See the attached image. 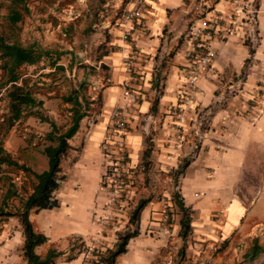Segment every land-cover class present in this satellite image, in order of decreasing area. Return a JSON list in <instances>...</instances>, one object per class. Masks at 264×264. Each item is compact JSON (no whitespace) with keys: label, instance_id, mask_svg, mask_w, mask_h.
Listing matches in <instances>:
<instances>
[{"label":"crops","instance_id":"obj_1","mask_svg":"<svg viewBox=\"0 0 264 264\" xmlns=\"http://www.w3.org/2000/svg\"><path fill=\"white\" fill-rule=\"evenodd\" d=\"M12 1L4 5L0 0V22L12 31L5 40L43 53L19 69L45 63L40 71L54 72L62 66L75 84L88 85L86 109L81 108L86 114L60 162L66 178L53 193L59 206L29 213L33 228L48 237L37 253L60 251L53 264L84 262L78 239L97 237L101 180L112 160L102 142L110 110L119 105L126 119L128 160L135 168L130 200L136 204L147 195L148 202L136 223L139 234L115 264H153L157 248L166 243L172 251L185 249L183 264H264V0H248L253 20L236 15L231 0H148L145 26L121 20L132 0H36L14 24L8 19ZM214 15L230 34L213 35L212 61L192 86L186 34ZM27 75L19 71V82L27 84ZM4 78L0 68V84ZM73 92L69 95L79 97L78 90ZM49 130L39 126V146L18 141L17 151L9 143L12 129L0 145L18 163L42 172L48 168L42 149ZM15 171L0 169V213L20 211L32 191L19 185ZM4 175L9 186L1 184ZM9 190L13 194L7 197ZM175 193L191 210L192 228L185 239L178 233L181 211L172 201ZM173 206L176 223L169 237L163 217ZM134 227L126 221L125 228ZM119 230V223L107 227L102 244L112 247ZM22 244L18 217L0 215V264H24ZM254 244L261 251L253 257ZM101 248L104 253L109 249Z\"/></svg>","mask_w":264,"mask_h":264},{"label":"trees","instance_id":"obj_2","mask_svg":"<svg viewBox=\"0 0 264 264\" xmlns=\"http://www.w3.org/2000/svg\"><path fill=\"white\" fill-rule=\"evenodd\" d=\"M26 0H13L12 9L8 19L11 23H16L21 19V11L28 12ZM2 4L0 2V8ZM253 50H249L252 54ZM42 51L35 47H22L15 43L5 40L0 34V68L5 78L1 82V88L7 86L5 95L8 99V112L3 118V122L8 128L12 127L23 115L25 109L33 108L40 105L41 101L34 98L32 93L26 87L25 81L19 82V67L22 64H33L41 58ZM57 69H63L58 66ZM65 102L71 103L70 123L65 130H61L54 122L50 121V130L45 135L46 144L42 149V153L47 157L48 168L42 172H36L25 164L18 163L9 153L0 145V169L2 165L13 166L19 170L26 171L33 178L32 191L22 201V209L17 212H2L0 215L17 216L22 228L23 244L22 255L24 264H53L55 259L61 254L60 251L49 249L44 256H40L36 248L44 244L48 237L36 231L29 219L31 209H52L59 206V201L54 197V191L60 188L65 180V175L60 174V162L70 149L67 140L76 132L80 119L86 114L81 110L82 103L77 94L67 95L63 97ZM85 101V100H84ZM185 164L181 165L178 170L182 171ZM13 186V185H12ZM12 191H8L7 197L12 195ZM176 206L181 211L179 219L180 229L179 236L185 239L191 231V210L184 205L182 198L175 193L173 196ZM148 199L143 198L137 201L129 213L128 222L135 225L133 229L126 228L117 234L116 241L113 246L106 250L100 256V260L104 264H115L117 256L127 251V245L131 238L139 234L136 225L140 213L147 204ZM261 249L257 244L253 245L251 256H256Z\"/></svg>","mask_w":264,"mask_h":264},{"label":"built area","instance_id":"obj_3","mask_svg":"<svg viewBox=\"0 0 264 264\" xmlns=\"http://www.w3.org/2000/svg\"><path fill=\"white\" fill-rule=\"evenodd\" d=\"M148 3V0H132V7L121 12V20L129 23L138 21L145 26L142 14ZM233 11L238 16H243L253 20L255 10L251 9L248 0H231ZM220 18L214 15L208 20H204L197 27L191 28L186 34L189 42L184 50V56L192 63V69L189 75L188 83L194 85L202 72L206 70L212 61L213 50L211 40L215 33L219 32L221 38H227L230 34L229 27H220ZM128 33L123 34L127 38ZM4 89L0 90V96ZM177 127L181 129L184 122L183 107L178 108ZM94 119L88 117L87 125H92ZM126 127L124 110L119 105H114L109 113V122L103 137V148L112 153V160L105 170L101 180V191L104 196V202L98 215L99 230L97 237L88 242L85 239H78V244L84 254L82 264H97V254L101 252L100 238L104 237L105 229L110 223H114L117 215V207L121 204L122 197L127 193L135 178V168L131 166L128 160V151L123 137ZM76 240V239H74ZM74 243V242H73ZM72 243V246H73Z\"/></svg>","mask_w":264,"mask_h":264},{"label":"rangeland","instance_id":"obj_4","mask_svg":"<svg viewBox=\"0 0 264 264\" xmlns=\"http://www.w3.org/2000/svg\"><path fill=\"white\" fill-rule=\"evenodd\" d=\"M9 1V0H8ZM8 1L3 0V4L7 5ZM26 5H30L36 0H26ZM6 10L3 9L2 13H4ZM0 29L3 31V37L5 38L6 35L12 34L11 29L8 26L4 25V21L0 22ZM17 30V29H16ZM19 30V29H18ZM4 31L6 34H4ZM32 38V37H31ZM39 46V44H38ZM81 61V60H80ZM46 69L47 67L44 65H37L36 67L32 66H22L19 71L21 73H27L28 75L25 77L27 80L26 87L29 89L31 93L34 94L35 99L40 100L41 104L36 105L33 108L25 109L23 112V115L21 116L20 120H18L12 127L8 128L6 124L3 122L4 116L8 112V99L3 92V94L0 96V142H3L6 139L7 133L9 130H13L12 136L9 139V143H11L12 147H15L17 151H20V145L18 141H21V143L24 141H30L32 142L31 147L39 146V126H43L44 129H49L50 125L49 122H54L61 130H64L70 123V116L68 115V110L71 107L70 102H65L63 100V96L69 95L70 91H79V97L80 102L82 103V106L84 109H86L84 97L85 93H87V84H80L77 85L71 80V73L69 71H65L64 69H56L54 72H43L40 71L41 69ZM39 70V74H36V72ZM50 73H53V75H49ZM44 78V79H42ZM0 90H1V84H0ZM73 92V93H74ZM50 93V94H48ZM89 97V95L87 96ZM27 128V129H26ZM45 131V130H43ZM14 142H17V144H13ZM23 142V143H24ZM22 143V145H23ZM29 149L30 147H25ZM24 149V148H23ZM180 165L178 166L179 169ZM2 168L7 169L9 166L2 165ZM11 169L16 170L19 177V185L24 189L25 187H31L33 185L34 178L27 173L26 171L21 170L19 173V169L10 166ZM2 185L9 184L8 179L6 178V175H4L2 179ZM7 184V185H8ZM11 185V183H10ZM9 186V185H8ZM129 190L127 193L122 197L121 204L117 207V215L115 217V220H113L114 223H110L109 226L112 224H118L120 225V230L117 232V234L121 231H124L126 221L129 219V213L132 209V207L135 205L130 200V193ZM175 192H177V189H174ZM172 195V201L175 202V199ZM147 195L143 196V198H146ZM261 197L258 199L260 202ZM257 202V204L259 203ZM174 204V203H173ZM166 216L163 217L165 219V223L167 226V230L169 233V237H171L173 233V225L176 223V217H175V206H173V210H169V207L165 208ZM108 226V227H109ZM106 230L104 232V236L106 234ZM175 235V233H174ZM117 238V235H116ZM182 239V238H181ZM103 238H100V246L105 247L106 249L111 247V245L102 244ZM104 241V240H103ZM113 243V241L111 242ZM172 245L169 243L161 244L157 248V256L156 260L153 264H183L184 256H185V249L183 247V244L181 247H183L184 252H181L179 249L177 250L175 247L173 251L171 250ZM105 250L101 248V252L97 254V260L99 263L101 262L100 256L104 253ZM172 251V252H171ZM97 263V264H99Z\"/></svg>","mask_w":264,"mask_h":264}]
</instances>
